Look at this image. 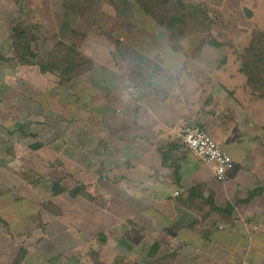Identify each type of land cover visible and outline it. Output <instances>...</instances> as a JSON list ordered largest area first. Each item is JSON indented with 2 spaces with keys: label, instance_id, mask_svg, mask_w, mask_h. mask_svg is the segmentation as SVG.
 Instances as JSON below:
<instances>
[{
  "label": "crops",
  "instance_id": "1",
  "mask_svg": "<svg viewBox=\"0 0 264 264\" xmlns=\"http://www.w3.org/2000/svg\"><path fill=\"white\" fill-rule=\"evenodd\" d=\"M170 1L196 13L187 8L196 2ZM141 2L0 0V149L25 139L23 163L44 166L16 173L29 181L24 193L0 188V264H264L262 98L245 73L226 80L216 76L225 67L200 62L205 46L166 42L167 31H184ZM19 26L31 28L34 53L72 46L89 69L61 84L22 63ZM36 116L77 131L75 158L38 139ZM190 124L234 159L228 182L183 143ZM59 154L62 166L46 169ZM58 183L66 190L56 192Z\"/></svg>",
  "mask_w": 264,
  "mask_h": 264
},
{
  "label": "rangeland",
  "instance_id": "2",
  "mask_svg": "<svg viewBox=\"0 0 264 264\" xmlns=\"http://www.w3.org/2000/svg\"><path fill=\"white\" fill-rule=\"evenodd\" d=\"M189 1L196 3L189 2L192 3V6L188 4L187 8L191 9V12H197L199 14L202 13V15H199L200 23H205V25L209 28V31L206 30L203 25H200L199 22H190L188 27L184 30V34L178 33L176 36H171L170 31H167L166 36L163 37V39L170 44H180L185 47L192 48L197 47V52L202 50L203 46H205L207 51H201L202 57L199 56L198 60L200 59V62H202V60H204L203 57L205 56V59H209L206 67L210 66L213 71L216 70L218 66H221L219 67L222 68L221 70L225 67V72L216 73L217 77L227 80L230 78V75L236 73L238 74L239 79L245 78V75L241 71L242 62L239 55L243 54L245 47L252 39L256 30L259 29L264 31V0ZM248 11L251 13L250 15H248ZM210 32L212 34L207 35ZM84 66L83 70L89 69L88 65ZM206 69L208 70V68ZM239 69L242 72L241 74L238 73ZM227 84L229 85L228 82ZM232 95L235 96V92H233ZM75 102L76 101L73 99L72 103L74 104ZM258 105L259 107H256L255 109V115L260 127H264V98H262V101H260ZM251 106L253 105H247L248 109H251ZM76 115L77 113L72 110V118H76ZM44 118V116H36L33 118L34 120H30L32 123L30 126L33 129V132L38 135V139L47 141L50 139V141H53L55 145L60 146V148H56L59 153L66 151L70 153L71 157L75 158L76 140L71 142V139L76 138L75 136H72V134H76L77 131L74 130L73 132H66L54 129L51 130L50 126L54 127L56 120L54 119L46 122L45 125ZM77 120L78 119H75V121ZM67 123H69V127L73 124L71 121H68ZM28 152V144L25 139L14 144L12 147L0 149V157H2V160L0 161V188L6 190L11 189L16 191L18 194L24 193L27 191L28 185L26 184L29 181L27 179L23 180V177H20L21 180H17L16 173L18 174L21 172V174H23L28 171L35 173L43 172L44 166L42 167L38 164L42 167L39 168L38 165L31 164V166L34 167L33 170L28 167L27 164L23 163L25 161L24 158L27 159L28 157ZM19 161H21V163ZM43 161L45 162V160ZM44 165L47 166L46 169H59L62 166L61 155L51 163ZM70 167L71 168L61 169H64V171L74 170L71 165ZM35 182L38 184H44L46 180L35 177Z\"/></svg>",
  "mask_w": 264,
  "mask_h": 264
},
{
  "label": "trees",
  "instance_id": "3",
  "mask_svg": "<svg viewBox=\"0 0 264 264\" xmlns=\"http://www.w3.org/2000/svg\"><path fill=\"white\" fill-rule=\"evenodd\" d=\"M153 4H146L142 0V5L146 11L150 12L154 18L166 28L179 27L184 31L188 24L200 23L199 15H194L183 10L184 6L175 5L170 0L153 1ZM181 10H180V9ZM179 9V10H178ZM158 10V13L156 12ZM208 28L205 23H200ZM36 41L29 27L19 26L15 30L14 46L16 54L22 63L34 62L40 67L43 74H53L58 76L59 83L64 84L76 76L78 70L85 65L84 57L74 47L68 45H58L50 53L43 55L34 53L31 49L32 43ZM32 58V61L29 60ZM242 62L241 71L247 77V84L254 93L264 98V31L256 30L252 39L245 47L243 54L239 55ZM56 192L66 190L61 184H56ZM78 191H74L77 193Z\"/></svg>",
  "mask_w": 264,
  "mask_h": 264
},
{
  "label": "built area",
  "instance_id": "4",
  "mask_svg": "<svg viewBox=\"0 0 264 264\" xmlns=\"http://www.w3.org/2000/svg\"><path fill=\"white\" fill-rule=\"evenodd\" d=\"M181 137L192 155L204 164H213L218 181L228 182L229 173L235 168V161L219 146L207 129L197 124L186 125Z\"/></svg>",
  "mask_w": 264,
  "mask_h": 264
},
{
  "label": "water",
  "instance_id": "5",
  "mask_svg": "<svg viewBox=\"0 0 264 264\" xmlns=\"http://www.w3.org/2000/svg\"><path fill=\"white\" fill-rule=\"evenodd\" d=\"M251 13L248 11V15H250Z\"/></svg>",
  "mask_w": 264,
  "mask_h": 264
}]
</instances>
